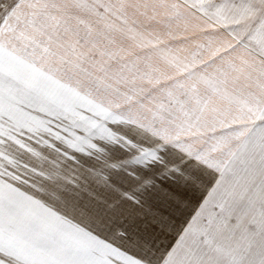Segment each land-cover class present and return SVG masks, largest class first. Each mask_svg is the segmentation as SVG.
I'll return each mask as SVG.
<instances>
[{
  "label": "snow or ice",
  "instance_id": "1",
  "mask_svg": "<svg viewBox=\"0 0 264 264\" xmlns=\"http://www.w3.org/2000/svg\"><path fill=\"white\" fill-rule=\"evenodd\" d=\"M0 264H264V0H0Z\"/></svg>",
  "mask_w": 264,
  "mask_h": 264
},
{
  "label": "rangeland",
  "instance_id": "2",
  "mask_svg": "<svg viewBox=\"0 0 264 264\" xmlns=\"http://www.w3.org/2000/svg\"><path fill=\"white\" fill-rule=\"evenodd\" d=\"M193 203H195V198H193ZM177 223H179V221Z\"/></svg>",
  "mask_w": 264,
  "mask_h": 264
}]
</instances>
